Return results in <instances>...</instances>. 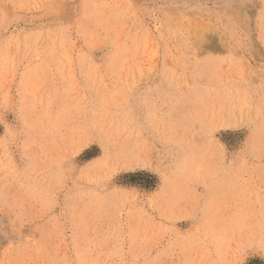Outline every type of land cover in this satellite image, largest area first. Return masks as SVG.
I'll list each match as a JSON object with an SVG mask.
<instances>
[{
    "label": "rangeland",
    "instance_id": "374dc122",
    "mask_svg": "<svg viewBox=\"0 0 264 264\" xmlns=\"http://www.w3.org/2000/svg\"><path fill=\"white\" fill-rule=\"evenodd\" d=\"M0 264H264V0H0Z\"/></svg>",
    "mask_w": 264,
    "mask_h": 264
},
{
    "label": "bare ground",
    "instance_id": "6f19581e",
    "mask_svg": "<svg viewBox=\"0 0 264 264\" xmlns=\"http://www.w3.org/2000/svg\"><path fill=\"white\" fill-rule=\"evenodd\" d=\"M220 41V40H219Z\"/></svg>",
    "mask_w": 264,
    "mask_h": 264
}]
</instances>
